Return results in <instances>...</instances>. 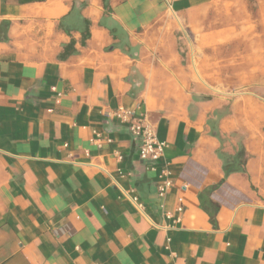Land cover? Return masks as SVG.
I'll list each match as a JSON object with an SVG mask.
<instances>
[{
  "label": "crops",
  "instance_id": "1",
  "mask_svg": "<svg viewBox=\"0 0 264 264\" xmlns=\"http://www.w3.org/2000/svg\"><path fill=\"white\" fill-rule=\"evenodd\" d=\"M81 1L84 44L57 27ZM263 24L264 0H0V264H264Z\"/></svg>",
  "mask_w": 264,
  "mask_h": 264
},
{
  "label": "built area",
  "instance_id": "2",
  "mask_svg": "<svg viewBox=\"0 0 264 264\" xmlns=\"http://www.w3.org/2000/svg\"><path fill=\"white\" fill-rule=\"evenodd\" d=\"M115 114L121 121L127 124L128 130L131 134L139 140L138 155L140 159L148 161L151 166H154L163 157L166 144L157 139L156 129L148 120L146 115H137L134 111L123 107H118ZM153 169V167H151ZM168 163L163 162L158 172L159 182L157 185L158 197L163 201L168 188L173 184L170 177H168ZM136 199V198H134ZM179 198V203H181ZM181 211V204L177 207Z\"/></svg>",
  "mask_w": 264,
  "mask_h": 264
},
{
  "label": "trees",
  "instance_id": "3",
  "mask_svg": "<svg viewBox=\"0 0 264 264\" xmlns=\"http://www.w3.org/2000/svg\"><path fill=\"white\" fill-rule=\"evenodd\" d=\"M85 4H86L85 1H81L78 4V7L76 8L74 12V16L76 18L73 22L65 23L60 20L57 26L59 30L61 29L67 34H70L71 31L73 30L74 31L80 30L81 31V39H80L81 44H84L86 39L89 38V35H90L89 21L83 18L80 13V9L84 7ZM103 6L106 7V0H103ZM75 7H76L75 3H73L70 11H72ZM109 31L112 33L111 29ZM211 135L216 137L218 141L220 142V147L216 151V154L222 162L223 175L227 177L229 176L230 173H234V172L245 173L247 153H246L245 146H244L243 136L237 132L229 133V136H223L222 134H220L217 126L215 125H212ZM229 138H233L234 142H236L235 150L233 153L231 152L228 153L226 151H223V146L224 144L227 143V141H229Z\"/></svg>",
  "mask_w": 264,
  "mask_h": 264
},
{
  "label": "rangeland",
  "instance_id": "4",
  "mask_svg": "<svg viewBox=\"0 0 264 264\" xmlns=\"http://www.w3.org/2000/svg\"><path fill=\"white\" fill-rule=\"evenodd\" d=\"M260 26V25H259ZM261 27H263L264 28V24L263 25H261Z\"/></svg>",
  "mask_w": 264,
  "mask_h": 264
}]
</instances>
